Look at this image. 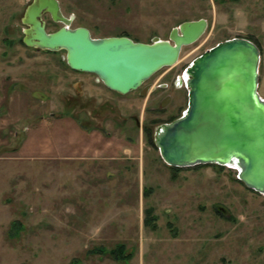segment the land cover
Returning <instances> with one entry per match:
<instances>
[{
    "label": "rangeland",
    "instance_id": "374dc122",
    "mask_svg": "<svg viewBox=\"0 0 264 264\" xmlns=\"http://www.w3.org/2000/svg\"><path fill=\"white\" fill-rule=\"evenodd\" d=\"M59 1L70 26L94 37L169 39L206 18L155 83L177 82L220 41L249 38L261 49L264 97V0ZM31 2L0 0V264H264V194L231 166L174 169L149 141L186 109L184 87L158 90L174 96L162 108L154 95L121 94L70 68L65 49L27 46ZM43 18L50 31L64 24Z\"/></svg>",
    "mask_w": 264,
    "mask_h": 264
},
{
    "label": "water",
    "instance_id": "95a60500",
    "mask_svg": "<svg viewBox=\"0 0 264 264\" xmlns=\"http://www.w3.org/2000/svg\"><path fill=\"white\" fill-rule=\"evenodd\" d=\"M49 13L64 23L50 31ZM59 0H32L23 22V41L43 50H66L70 68L93 73L122 94L138 89L157 71L176 64L184 46L196 42L208 20H186L169 39L137 41L127 35L94 37L86 26L71 27ZM261 49L246 37L218 42L186 69L185 111L155 130V144L173 167L219 164L238 170V178L264 194V97L260 94ZM146 93V92H145Z\"/></svg>",
    "mask_w": 264,
    "mask_h": 264
},
{
    "label": "flooded vegetation",
    "instance_id": "af4514ba",
    "mask_svg": "<svg viewBox=\"0 0 264 264\" xmlns=\"http://www.w3.org/2000/svg\"><path fill=\"white\" fill-rule=\"evenodd\" d=\"M185 73H186V71H185ZM177 75H178V78H179L178 81L177 82L174 81L172 84L166 83V82L155 83L154 81H146V82L143 83L142 86H140L138 88V92L141 93V94L146 92L144 96H146V95L147 96L154 95V97H153L154 101H157L156 103L159 104V106H161L162 108H165L167 105H170L173 102L174 96L169 91H167L164 95L159 96L161 91L157 92L158 90H168V89H170V87L172 89L173 88L180 89V88L184 87V89L188 93V87H187V84L185 82L186 81L185 74H184V76L181 75V73H178ZM99 82H103V81L99 80ZM103 84H104V82H103ZM74 86H75V90H76L77 94L79 96H81V97L84 96L85 92H84L83 82L80 81V80H77V81L74 82ZM137 123L140 124L139 118L137 119ZM155 130H156V128H155ZM154 136H155V132H154Z\"/></svg>",
    "mask_w": 264,
    "mask_h": 264
},
{
    "label": "trees",
    "instance_id": "16d2710c",
    "mask_svg": "<svg viewBox=\"0 0 264 264\" xmlns=\"http://www.w3.org/2000/svg\"><path fill=\"white\" fill-rule=\"evenodd\" d=\"M23 41V40H22ZM257 43V42H256ZM259 45V44H258ZM149 141H150V143L151 144H153L154 146H156V144H155V140H154V138H152L151 136L149 137ZM157 147V146H156ZM173 167V166H172ZM174 169H178V168H180V167H173ZM149 220V219H148ZM148 220L146 221V222H148Z\"/></svg>",
    "mask_w": 264,
    "mask_h": 264
},
{
    "label": "bare ground",
    "instance_id": "6f19581e",
    "mask_svg": "<svg viewBox=\"0 0 264 264\" xmlns=\"http://www.w3.org/2000/svg\"><path fill=\"white\" fill-rule=\"evenodd\" d=\"M183 76H184V75H183ZM185 78H186V81H187V79H188V76H187V74H186V73H185ZM186 81H185V82H186Z\"/></svg>",
    "mask_w": 264,
    "mask_h": 264
},
{
    "label": "crops",
    "instance_id": "0c3cea01",
    "mask_svg": "<svg viewBox=\"0 0 264 264\" xmlns=\"http://www.w3.org/2000/svg\"><path fill=\"white\" fill-rule=\"evenodd\" d=\"M70 135V134H69ZM72 135V134H71ZM73 135H74V133H73Z\"/></svg>",
    "mask_w": 264,
    "mask_h": 264
},
{
    "label": "built area",
    "instance_id": "2783aa9c",
    "mask_svg": "<svg viewBox=\"0 0 264 264\" xmlns=\"http://www.w3.org/2000/svg\"><path fill=\"white\" fill-rule=\"evenodd\" d=\"M188 87V86H187Z\"/></svg>",
    "mask_w": 264,
    "mask_h": 264
}]
</instances>
